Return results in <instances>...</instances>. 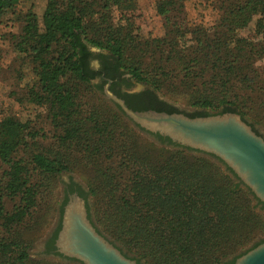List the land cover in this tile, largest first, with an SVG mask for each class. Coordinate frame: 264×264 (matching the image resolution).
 I'll return each instance as SVG.
<instances>
[{
	"label": "trees",
	"instance_id": "16d2710c",
	"mask_svg": "<svg viewBox=\"0 0 264 264\" xmlns=\"http://www.w3.org/2000/svg\"><path fill=\"white\" fill-rule=\"evenodd\" d=\"M19 1L0 0V23ZM210 1L221 10L210 34L188 24L181 3L176 13L164 17L159 36L121 26L103 10L110 4L132 9L130 0H101L100 8L94 0H46L40 18L30 10L24 14L34 31L19 34L14 48L30 69L27 100L45 107L61 150L33 152L40 131L28 120L0 118V160L7 165L0 177V264L46 261L30 258V244L18 228L35 206L34 171L55 176L70 169L64 155L72 144L99 167L100 187L88 192L104 206L103 229L139 255L134 256L139 264L141 258L146 264H231L237 256L222 259L264 235V214L251 203L258 198L231 168L222 169L208 155L219 158L194 154L160 134L161 141L177 148L161 143L154 146L156 152H141L138 131L124 133L114 126L116 110L112 114L105 103L90 110L84 102L85 92L102 90L92 81L89 63L95 52L91 47H96L168 96L201 108L237 111L264 124V79L253 66L264 57V0ZM254 18L260 41L241 45L237 33ZM21 149L27 157L19 154ZM113 156H119L117 162L110 160ZM4 195L19 198L9 212ZM60 226L47 241L48 250L55 247ZM68 260L54 264H79Z\"/></svg>",
	"mask_w": 264,
	"mask_h": 264
},
{
	"label": "rangeland",
	"instance_id": "374dc122",
	"mask_svg": "<svg viewBox=\"0 0 264 264\" xmlns=\"http://www.w3.org/2000/svg\"><path fill=\"white\" fill-rule=\"evenodd\" d=\"M94 1L97 4H95V7L100 8L99 4L101 0ZM130 2L134 3V8L132 9L123 10L119 9L116 4H110L109 7L104 8L103 10L109 11L115 19V22L121 26H130L139 30L141 33L149 32L154 36L163 35L165 29L163 26L164 17L176 13L180 8L178 5L179 3L183 6V11L188 24L191 26H203L208 30L209 34L218 26L221 17V10L210 0H130ZM45 4L46 0H20L13 12H8L0 23V118L12 115L21 120H28L31 125L41 133L37 134V148H34L33 152L46 151L54 153L55 151L60 152L61 150V147L58 145L57 136L56 134H53L55 130L48 119V113L45 107L33 104L27 100V86L31 80L29 76L30 69L26 65L24 60L25 57L18 55L14 48V41L19 34L34 31V26L24 19V14L30 10L35 12L40 18ZM126 4H128V2ZM255 19L256 18H254L246 28L238 31L237 36L241 45L249 42L257 43L260 41V36H258L255 31ZM253 66L258 77L264 79V57L255 60ZM135 82L136 87L139 89L144 88L145 86L151 87L163 98L181 108H186L188 110L198 108V106H193L190 103L168 96V94L155 88L146 80H140L135 77ZM84 102H86L87 109L91 106L90 108L92 109L90 110H94L97 107L103 108V103L112 108L111 113L113 110H116V116L119 117V120L114 122V126L117 129L119 127L123 129V131H125L124 133L138 131L141 136L137 134V145L141 152H143L145 148L146 153L156 152L154 146L161 144L153 136L140 129V127L125 116L124 113L122 114L121 111L106 98L102 90L97 92H85ZM221 108L222 107H205V109L211 112H216ZM246 119L254 124L264 136V124L257 123L250 117H246ZM128 128L130 129L127 130ZM121 135L124 134L122 133ZM121 139L125 142L123 137H121ZM30 142H32V140H30ZM127 145L133 148V145ZM140 145L142 147H140ZM162 145L163 147L170 149L177 148V146L169 144ZM115 146L117 147V144ZM75 147L76 146L73 144L70 145V148L66 149V154L64 155V159L70 166V169L63 170L55 176H48V174H43L37 170L38 172L34 171V175L30 180L37 192L35 206L33 207L32 213L25 216L24 220L20 222L18 231L23 240L30 244L28 249L30 258L37 261L46 260L41 261L39 264L69 262V260L51 256L44 251L45 240L50 236L51 232L60 221V205L63 201V186L65 182L69 179H74L81 183L86 188L87 192L92 186H97L96 188L100 187V184L98 183L100 178L99 167L95 164L93 158L84 156L80 153V149H76ZM193 153L208 155L196 151ZM19 154L25 157L28 156L23 149L19 151ZM208 156L215 160L222 169H226L222 162L215 157ZM118 158L119 156H113L110 160L114 161V159H116L115 162H117ZM113 164L110 163V165L114 167L115 165ZM6 168L7 165L0 160V177L4 178ZM40 176L44 179L40 180ZM39 181L41 182L39 183ZM87 198L90 218L98 230L111 241L115 242L127 254L139 256L134 252H130L125 247L124 243L116 240L110 233L103 229V227H105V217L103 215L104 206H102V202L97 200V197L90 192L87 193ZM3 201L6 210L9 212L17 205L19 198L4 195ZM251 203L257 212L264 214L263 204H259L255 198H253ZM1 231L2 228L0 227V232ZM261 238H264V235H257L249 245L224 257L222 261H229L235 256L244 253L248 250L247 248H252L253 244L258 242ZM140 261L141 264H146L145 259L141 258ZM78 263L81 264L80 262Z\"/></svg>",
	"mask_w": 264,
	"mask_h": 264
},
{
	"label": "water",
	"instance_id": "95a60500",
	"mask_svg": "<svg viewBox=\"0 0 264 264\" xmlns=\"http://www.w3.org/2000/svg\"><path fill=\"white\" fill-rule=\"evenodd\" d=\"M91 50L98 51L94 47ZM103 94L149 135L159 133L183 148L219 158L264 203V136L239 112L190 116L183 112L136 110L113 93L108 83ZM60 222L55 253L49 255L81 264H139L133 255L98 230L88 215L86 199L78 193L68 194ZM231 264H264V240L238 255Z\"/></svg>",
	"mask_w": 264,
	"mask_h": 264
},
{
	"label": "flooded vegetation",
	"instance_id": "af4514ba",
	"mask_svg": "<svg viewBox=\"0 0 264 264\" xmlns=\"http://www.w3.org/2000/svg\"><path fill=\"white\" fill-rule=\"evenodd\" d=\"M97 61V65L93 64V61ZM89 63L95 74L92 77V81L94 83H98L103 87L106 83H108V88L115 93L118 97H121L125 100V102L133 109L136 110H147V109H155L159 111H171V112H183L191 116V114H196L195 116L207 115L212 113L211 111L205 108H194L193 110H188L186 108H181L176 104L169 102L165 98H163L156 90L151 87L145 86L144 88L139 89L136 87L135 77L128 71H125L122 67L118 66L117 60L107 51H95L92 52V55L89 58ZM207 114H203V113ZM223 112L222 108L216 111L215 113ZM225 112V111H224ZM250 123V122H249ZM257 133L261 134V131L252 123H250ZM155 133L152 134L153 137L160 143L168 144L167 142L161 141ZM162 136V135H161ZM83 193L81 192V190ZM85 191L86 188L74 179H69L65 182L63 186V201L68 198V194L70 193H78L80 196L84 197L87 201L88 208V198L86 196ZM65 200V202H66ZM259 204H264L261 200ZM89 215V211H88ZM90 217V216H89ZM60 222V221H59ZM59 223L55 226L50 236L45 240L44 243V251L47 254L55 253V247L51 249H47L46 243L50 237H52L53 233L57 229ZM55 246V241H54Z\"/></svg>",
	"mask_w": 264,
	"mask_h": 264
}]
</instances>
